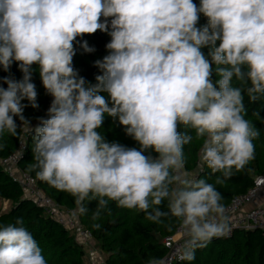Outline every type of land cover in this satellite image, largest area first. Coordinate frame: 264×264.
I'll return each mask as SVG.
<instances>
[{"label": "clouds", "instance_id": "clouds-1", "mask_svg": "<svg viewBox=\"0 0 264 264\" xmlns=\"http://www.w3.org/2000/svg\"><path fill=\"white\" fill-rule=\"evenodd\" d=\"M97 31L111 39L89 85L73 67L74 42ZM81 47L95 51L87 41ZM14 62L23 75L0 86V138L18 135L19 117L21 133L34 132L28 170L74 197L80 214L96 201V220L112 201L154 223L174 217L186 236L179 258L188 262L230 233L215 184L255 156L260 131L245 118L244 98L264 97V0H0V68ZM34 65L52 101L33 129L22 101L39 107ZM106 117L139 149L106 141L98 131ZM192 133L202 141L201 165L220 174L215 184L185 170ZM0 264H48L22 218L0 225Z\"/></svg>", "mask_w": 264, "mask_h": 264}, {"label": "trees", "instance_id": "trees-1", "mask_svg": "<svg viewBox=\"0 0 264 264\" xmlns=\"http://www.w3.org/2000/svg\"><path fill=\"white\" fill-rule=\"evenodd\" d=\"M199 6L200 0H193ZM207 18L200 15L198 26L207 24ZM111 37L106 32L97 31L94 34H85L74 42L75 55L73 67L79 75L85 78L89 85L97 83L95 77L100 75V70L95 66V61L107 55L106 44ZM87 41L93 52H85L81 44ZM202 51L207 55L208 49ZM22 72L14 62L6 72L0 68V86L7 87L3 78L9 77L15 80L22 79ZM32 82L38 92V108H33L27 100L22 104L23 116L30 121V125L39 123L40 118L45 117V112L51 104L52 97L48 95L42 85L37 66H33ZM107 96V94H105ZM244 105L247 109L246 119L252 121L260 131V136L254 141L255 156L242 171H235L230 179L223 184H215L216 176L206 165L202 166L199 159V149L202 141L194 139L191 144L185 145L186 158L185 170L196 173L195 179H206L208 183L215 184L216 189L222 194V203L227 206L236 196L245 194L252 186L254 178L264 173V97L256 102H250L245 95ZM259 112V116L254 113ZM17 123V136L9 133L0 138V159L9 157L18 147L21 139H27V152L19 163V168L38 180V186L56 203L68 210H77L74 197L70 194L58 191L48 183L36 177L35 172L28 170V164L33 161L32 145L34 132L27 136L21 133V121L15 117ZM35 128V127H34ZM33 128V129H34ZM181 131H186L183 127ZM108 142H117L126 147L139 149V144L126 135L124 126L111 117H106L103 126L98 130ZM147 154V153H146ZM153 156L156 153H151ZM4 202L9 203L7 211L2 212ZM88 211L80 214L79 220L92 238L97 242L100 250L107 258V264H146L149 258H164L166 249L164 240L173 236L180 227L179 222L171 216L162 218L161 223H154L145 218L143 212L119 208L115 202L110 201L107 208L101 211L98 219L94 220L96 201H85ZM165 212L167 201L161 205ZM17 218H22L24 226L32 233L39 243L42 253L48 264H86L83 246L79 244L74 234L57 222L46 217L43 210L27 199L23 189L14 181L0 164V225L15 223ZM94 224H100L96 229ZM178 264H264V233L257 229L239 230L227 239L212 238L206 247L195 250V259L191 262L183 261Z\"/></svg>", "mask_w": 264, "mask_h": 264}, {"label": "built area", "instance_id": "built-area-1", "mask_svg": "<svg viewBox=\"0 0 264 264\" xmlns=\"http://www.w3.org/2000/svg\"><path fill=\"white\" fill-rule=\"evenodd\" d=\"M27 149V139L23 137L17 149L9 157L0 159V164L8 175L20 185L27 199L41 208L46 217L72 232L79 244L85 245L88 240L92 239V236L80 222L78 211L68 210L56 203L38 186L37 179L20 170L19 163L26 154ZM193 178L195 179V176ZM263 191L264 173L254 178L253 186L245 194L234 197L230 204L226 206L225 215L229 218L231 231L226 236L214 238L227 239L239 230L257 229L264 233V208L245 211V208L255 201ZM185 239V233L180 226L173 236L164 240L166 249L165 264H178L184 261L179 256Z\"/></svg>", "mask_w": 264, "mask_h": 264}, {"label": "crops", "instance_id": "crops-1", "mask_svg": "<svg viewBox=\"0 0 264 264\" xmlns=\"http://www.w3.org/2000/svg\"><path fill=\"white\" fill-rule=\"evenodd\" d=\"M193 178L196 173H189ZM254 208H264V191L260 194V196L253 201L250 205L245 208V211L254 209ZM97 242L92 238L88 240L85 245H83V249L85 252V263L86 264H107V258L105 254L100 250V248L95 250Z\"/></svg>", "mask_w": 264, "mask_h": 264}, {"label": "rangeland", "instance_id": "rangeland-1", "mask_svg": "<svg viewBox=\"0 0 264 264\" xmlns=\"http://www.w3.org/2000/svg\"><path fill=\"white\" fill-rule=\"evenodd\" d=\"M44 118H47V111L45 112V117H44ZM35 126H37V123H35V124H33V125H30L31 128H34ZM8 208H9V203H8V202H4V203L2 204V206H1V211H2V212L7 211ZM80 244L83 246L82 243H80ZM94 249L98 251V249H99L98 244H96V247H95ZM98 252H99V251H98Z\"/></svg>", "mask_w": 264, "mask_h": 264}]
</instances>
